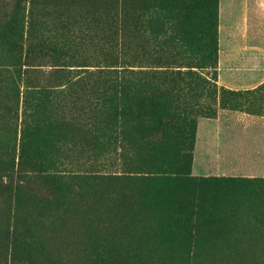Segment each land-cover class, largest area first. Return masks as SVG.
<instances>
[{
    "label": "trees",
    "instance_id": "obj_1",
    "mask_svg": "<svg viewBox=\"0 0 264 264\" xmlns=\"http://www.w3.org/2000/svg\"><path fill=\"white\" fill-rule=\"evenodd\" d=\"M21 3L15 2V16ZM154 4L169 13L178 7L181 18L188 12L186 0ZM188 6L196 9L199 27L190 37H181L195 53L184 72L103 65L70 79L71 69L62 70L59 77L67 78L68 87L75 86L77 92L73 100H66L62 120L52 117L55 108L49 99L41 100L36 114L39 108H48V120L37 118L34 129L24 136V155L17 168L8 154L0 155V198L9 212L8 225L52 231L79 219L78 224L89 231L81 254L94 264H131L144 239L153 238L173 247L177 259L201 245L215 247L219 259H264V251L256 255L255 249L241 245L226 246L232 247L227 256L223 252L224 245L242 240L247 232L253 241L264 239V177L195 176L190 171L193 104L169 96L167 88L181 79L203 89L209 83L197 69L213 67L217 59L216 0H188ZM5 20L0 18V23L8 27ZM8 41L15 45L14 39ZM33 95L49 98L54 91L41 88ZM56 130L69 144H80L76 159L85 158L84 162L60 158ZM74 131L84 134L77 140ZM113 153L120 163H114ZM142 211L153 220V229L144 238L130 229L141 224L139 220L143 223ZM51 236L42 235L44 241L33 243L16 234L5 245V258L9 255L10 264H42L50 256Z\"/></svg>",
    "mask_w": 264,
    "mask_h": 264
},
{
    "label": "rangeland",
    "instance_id": "obj_2",
    "mask_svg": "<svg viewBox=\"0 0 264 264\" xmlns=\"http://www.w3.org/2000/svg\"><path fill=\"white\" fill-rule=\"evenodd\" d=\"M15 2L0 0V18L8 24L3 27L0 23V155L8 154L15 168L22 152L24 155V136L34 129L37 118L48 120V108H39L40 114H36L37 103L49 99L55 108L52 117L62 120L66 100L77 94L75 86L68 87L67 78L59 77L62 70L71 69L70 79L103 65L184 72L189 57L195 56L181 39L199 27L196 9L188 6V0V12L182 18L178 7L169 13L154 4L155 0H22L17 16ZM215 9L217 59L213 67L197 69L209 83L203 89L181 79L167 88L169 96L193 104L196 124L190 171L195 176L264 177V0H216ZM13 39L15 45L8 41ZM41 88H49L54 95H33ZM53 133L62 160L85 161L82 156L76 159L80 144H69L59 130ZM72 133L77 140L84 134ZM111 156L115 164L121 162L118 154ZM8 213L0 198L1 264H10L5 245L16 234L34 243L44 241L48 233L53 234L50 256L42 264H94L81 254L89 231L78 224L79 219L47 231L38 226L8 225ZM141 213L143 223L139 220L141 224L130 225V229L144 238L153 229V220L148 212ZM7 233L8 242L4 241ZM144 240L131 264H264V259H219L215 247L204 245L177 259L173 247L154 238ZM240 245L255 249L256 255L264 251V239L253 241L247 232L242 240L224 245L227 250L223 252L232 254L228 252L232 247L226 246Z\"/></svg>",
    "mask_w": 264,
    "mask_h": 264
}]
</instances>
